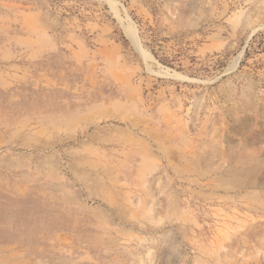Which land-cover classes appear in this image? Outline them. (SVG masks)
Here are the masks:
<instances>
[{"label": "rangeland", "instance_id": "374dc122", "mask_svg": "<svg viewBox=\"0 0 264 264\" xmlns=\"http://www.w3.org/2000/svg\"><path fill=\"white\" fill-rule=\"evenodd\" d=\"M257 161L264 0H0V264H264Z\"/></svg>", "mask_w": 264, "mask_h": 264}, {"label": "bare ground", "instance_id": "6f19581e", "mask_svg": "<svg viewBox=\"0 0 264 264\" xmlns=\"http://www.w3.org/2000/svg\"><path fill=\"white\" fill-rule=\"evenodd\" d=\"M241 120L242 118L237 119V121H241ZM246 123L248 124V122ZM227 152L225 153V155L229 153ZM229 155H231V152L229 153ZM263 164H264V161L263 162L257 161L246 167H242V168L234 167L229 171V175L226 180H228V183L233 184L234 186L240 185L242 183H256L260 178H259V175L254 176L253 172L254 171L258 172L263 166ZM153 257H154V253L151 251V253L148 255V260H152ZM164 261H166L167 264H179L176 258L170 259V256H167L166 258H164L163 262Z\"/></svg>", "mask_w": 264, "mask_h": 264}]
</instances>
